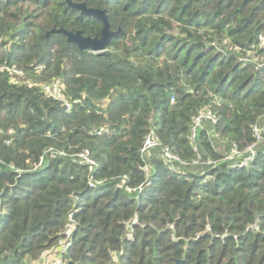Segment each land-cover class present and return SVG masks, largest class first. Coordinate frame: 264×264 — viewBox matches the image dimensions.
Listing matches in <instances>:
<instances>
[{
    "label": "trees",
    "instance_id": "obj_1",
    "mask_svg": "<svg viewBox=\"0 0 264 264\" xmlns=\"http://www.w3.org/2000/svg\"><path fill=\"white\" fill-rule=\"evenodd\" d=\"M71 1L104 51L46 37L101 36L65 0H0V264L72 223L65 264H264V0ZM57 77L70 111L35 85Z\"/></svg>",
    "mask_w": 264,
    "mask_h": 264
},
{
    "label": "built area",
    "instance_id": "obj_2",
    "mask_svg": "<svg viewBox=\"0 0 264 264\" xmlns=\"http://www.w3.org/2000/svg\"><path fill=\"white\" fill-rule=\"evenodd\" d=\"M258 39L261 43L264 42V36L263 35H259ZM258 63H260V62H258ZM263 64H264V62L261 61V63L258 64V67L261 68ZM11 72L18 74L19 76H22V73L20 71H17L16 69H11ZM35 85L40 88V90L44 93L45 96L53 98L57 101H60L61 105L65 108V110L70 111L73 102H71L67 98H65V96L63 94V90H62L63 84H62L61 78L57 77V78H54L50 82L39 83V84L37 83ZM202 120H209L213 123L216 121V116L213 114V112L210 109H208V108L202 109L197 114V116L194 117L193 124L191 127L190 136H189L191 140L195 139V137L197 135V131L200 127V123ZM254 130H255V134H256L257 138L260 139L259 129L255 128ZM97 134H101V132L97 131ZM157 145H158V139L156 136L153 135V132L150 131L145 136V139H144V142H143V145L141 148V155L145 156L147 151L150 148L157 146ZM50 153L52 156H54L56 154V153H53L52 151H50ZM77 156L81 159V161L85 165H87L88 170L93 171V169L95 168L97 163L94 159H92L88 155L87 152L78 153ZM162 158H163V161L165 163H168V164L174 163V162L183 163V161H181L177 156L172 154L168 148L162 149ZM197 162H198V158L193 160V163H197ZM143 169H144V171L147 172V166H144ZM103 184H104V180L89 179V181H88V186L90 188H97ZM142 190H143L142 185L138 186L137 188L127 189V191L135 192L136 194H139ZM73 228H74L73 223L69 224V226L67 227V229L64 232V234H65L64 238L59 240L57 246L52 247V250L54 249L55 254L52 257H50V255H49L50 251L42 252L41 255L39 256L38 260H37V264H65L62 254H64V252H66V250L70 247V233H71ZM248 228L252 229L253 231H259V227H258L257 223H253V224L249 225Z\"/></svg>",
    "mask_w": 264,
    "mask_h": 264
},
{
    "label": "water",
    "instance_id": "obj_3",
    "mask_svg": "<svg viewBox=\"0 0 264 264\" xmlns=\"http://www.w3.org/2000/svg\"><path fill=\"white\" fill-rule=\"evenodd\" d=\"M67 5L71 8L81 11L82 14L87 16H93L99 19L103 23L100 37L83 36L81 32H71L65 29H52L46 33V37L50 33H62L66 37V41L77 45L80 51H91L93 53H99L105 50L109 44L110 39L116 35L117 32L111 31L109 23L104 10L88 8L84 3H74L71 0H65Z\"/></svg>",
    "mask_w": 264,
    "mask_h": 264
},
{
    "label": "rangeland",
    "instance_id": "obj_4",
    "mask_svg": "<svg viewBox=\"0 0 264 264\" xmlns=\"http://www.w3.org/2000/svg\"><path fill=\"white\" fill-rule=\"evenodd\" d=\"M51 250H52V248L45 250V251H50V253L48 252L50 257H52L55 254L54 249L52 251Z\"/></svg>",
    "mask_w": 264,
    "mask_h": 264
}]
</instances>
